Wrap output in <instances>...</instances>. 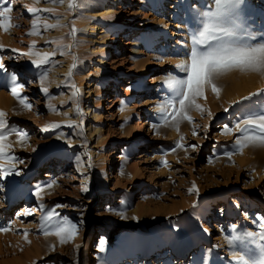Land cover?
<instances>
[{"label": "rangeland", "instance_id": "374dc122", "mask_svg": "<svg viewBox=\"0 0 264 264\" xmlns=\"http://www.w3.org/2000/svg\"><path fill=\"white\" fill-rule=\"evenodd\" d=\"M109 2L101 0L97 6L96 0H77V7L69 10L45 0H0V8L12 6L11 23L19 25L7 32L0 29V61L6 69L0 70V111L6 113L8 131L29 137L22 145L14 134L8 139L20 174L4 176L0 170V227L11 226L0 232V264H234L228 244L233 237L237 251L258 259L264 242L253 243L246 233L259 231L264 219V147L249 146L241 154L235 144L241 133L222 131L264 110V93L233 108L223 104L230 86L223 82L242 77V84L253 88L245 95L250 96L264 89V76H224L217 82L219 98L207 88V98L197 101L205 111L190 110L192 122L180 120L177 130L158 110L171 95L164 80L170 74L184 75L176 65L186 59L191 36L201 24L197 13L211 0H140L130 5L119 0L114 13L107 9ZM28 7L55 9L54 14H41L42 21L47 17V23H56L59 18L62 26L41 27V34L28 35L33 19ZM238 13L244 32L264 38V0H244ZM73 27L74 38L69 35ZM133 39L135 45L129 46ZM54 40L72 47L46 43ZM29 51L56 55L37 67L32 61L38 57L25 55ZM13 75L24 85L20 97L27 98L31 110L12 95ZM8 101L11 105L5 106ZM178 142L182 148H176ZM46 174L50 178L42 177ZM52 181L55 185L47 188ZM193 182L198 195L188 192ZM37 187H44L39 199ZM28 210L31 214L23 215ZM64 222L76 228L65 243L45 235ZM175 244L190 246L183 258L181 248L169 253ZM94 247L98 251L91 259Z\"/></svg>", "mask_w": 264, "mask_h": 264}, {"label": "snow or ice", "instance_id": "6c2138e0", "mask_svg": "<svg viewBox=\"0 0 264 264\" xmlns=\"http://www.w3.org/2000/svg\"><path fill=\"white\" fill-rule=\"evenodd\" d=\"M36 2L38 3L39 0H36ZM45 2L58 4L67 2L69 10L77 7V0H45ZM243 3L244 0H211V2L206 5L205 11L197 13L199 17H202L201 24L194 30L191 36V48L186 59L176 65V68L184 73V75L177 76L170 74L165 78L164 83L171 89V95L158 106L162 119L165 122L169 120L175 122L177 130H179L180 120L183 119L192 122V117L189 115L190 110L194 108L201 113L205 111L203 106L197 101L201 98H207V88L210 87L212 92L219 98L221 87L217 82L224 76L232 72L264 76V38L257 40L254 35L244 32L241 25L237 22L239 16L238 9ZM12 11L13 8L11 5L0 8V29L5 32L9 31L12 27L19 26L11 23L13 18L10 13ZM27 11L33 17L31 21L32 30L27 33L28 35L41 34L39 31L41 27L47 31L62 26L59 23V18H57L56 23H47V17H44L42 21L41 14H54L55 9L53 8L28 7ZM76 31L77 29L73 27L69 35L74 38ZM46 43H56L58 49H70L72 47V45H64L61 40L46 41ZM34 46L35 42H33L30 48ZM3 47V45H0V49H3ZM12 51L15 52L17 50L12 49ZM63 54H65V52L61 51V55ZM25 55L37 56L38 59L33 60L32 63L37 67H41L42 65L49 64L50 58L54 57L56 52L34 53L29 51L25 53ZM75 59L76 58L73 57L74 61ZM76 66L75 62L70 66L67 73L68 77L72 76L73 69H75ZM0 70L6 71L2 61H0ZM47 78L48 73L45 72L41 76L42 85ZM11 79L12 95L19 99V103L25 109L31 110L32 105L27 102V98L20 97V90L23 89L24 85L16 82L17 78L15 75H13ZM72 87L75 88V85L73 84ZM41 90L44 93L48 92L47 87H42ZM77 93L78 90L73 93V96L77 95ZM262 93H264V89L252 93L250 96L243 97L242 99L248 100L251 96L261 95ZM234 103H239V101H235ZM227 110L228 109H225V111ZM76 111L77 113L80 112L78 104L76 106ZM208 115H212L210 110L208 111ZM5 117L6 113L0 111V160L6 161V163H0V170L3 171L4 176H8L15 171V164L13 161L17 160L16 157L9 155V151L12 148V144L8 142L9 137L14 134L17 138V142L21 145L26 142L29 137L28 134L23 131H8V122ZM68 126H72L71 122H69ZM52 127L59 128L60 124H54ZM153 127L155 128L156 125H153ZM43 130L47 131L48 128ZM230 133H241L235 140L237 150L241 154L243 150L249 146L264 147V110L250 114L247 118L237 122L233 128L226 125L222 134L227 135ZM196 134L197 133L194 131L193 135ZM182 147L183 145L179 142L176 144V148ZM191 147L195 149L197 145H191ZM176 148L172 150L175 151ZM77 160L79 164V157ZM19 162L23 163V161ZM164 163L166 164L167 162L165 161ZM89 167H91L90 164ZM15 174L19 175L20 173L15 171ZM55 183V181H52L47 184L46 187L52 188ZM0 190H2V186H0ZM82 191H87V188H83ZM42 192H44V187H37L34 194L39 199ZM188 192L190 194H199L195 182H193L192 187L188 189ZM40 207L44 208L45 206L41 203ZM56 207L60 206L57 205ZM30 214L31 210L23 213V215ZM48 219H51V216H49ZM41 227H43V222ZM235 227L234 225L233 230H235ZM257 227L259 231L247 232L246 236L251 237L253 243L264 242V219L261 220ZM10 228V225L7 227H0V232H7ZM75 231V225L64 222L56 228L54 233L45 232V235L54 234L60 238L61 243H65V238L67 237L70 239ZM205 231H207V229H205ZM23 235L27 241V230L23 232ZM236 239V237L228 239V244L233 249L231 259L234 261V264H264V243L259 244V258L257 259L243 249L237 251L235 246Z\"/></svg>", "mask_w": 264, "mask_h": 264}, {"label": "bare ground", "instance_id": "6f19581e", "mask_svg": "<svg viewBox=\"0 0 264 264\" xmlns=\"http://www.w3.org/2000/svg\"><path fill=\"white\" fill-rule=\"evenodd\" d=\"M139 1L140 0H126V2H129V3H127L128 5H130V3L139 2ZM118 2H119V0H110L109 7H107V9L110 12L114 13L115 11L113 9L118 4ZM100 4H101V0H96V5L99 6ZM61 5L63 6V8H65V7H67V2H65L64 4H61ZM110 20L111 21H115V18L114 17H111ZM105 33H106V31L101 30V34H105ZM135 43H136V40L133 39L132 42L131 43L129 42L128 44H129V46L130 45L134 46ZM228 79H227V83H226V81L223 82V85H225V87L230 84V86L229 87H226V89H225L223 104H226V105H228L230 107L235 108V107H238L241 103H244V102L247 101V100H243L242 98L243 97H246L245 95H247L253 88L252 87H249V85H245L244 86L243 84H245V83H243L244 80L242 79V77H239V76H231ZM164 90H166V89H164ZM167 90H169V88ZM168 92L169 91H167V93ZM235 101H239V103H234ZM109 102H111V101H109ZM9 105H11L10 101H8V102L5 103V106H9ZM92 118H94V120H97L98 119V117L95 114V112H93V117ZM116 159H118V157H116ZM49 176L50 175L46 174V175H43L42 177H44V179H45V178H50ZM225 203H226V205L230 204V202H228V201H226ZM205 229H206V227L202 226V230H204V232H205ZM205 239L206 240L209 239V236L207 234L205 236ZM202 244H206V242H204ZM189 248H190V246L187 245V244L184 245V246H181V247L179 246V244H175V245H171V247L169 249V253L170 254L176 253L180 249V251L178 252V254L181 257H179V258H183L184 254L187 252V249H189ZM97 251H98L97 248H95V247L92 248V250L90 251L91 259L96 258V255H92V253L93 252H97ZM116 251L119 252V253H122L121 248H119V247L116 249ZM147 255H148V250H146L143 253L142 258H146Z\"/></svg>", "mask_w": 264, "mask_h": 264}]
</instances>
